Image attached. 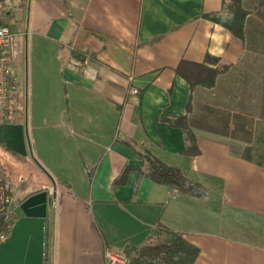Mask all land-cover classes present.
<instances>
[{
  "label": "crops",
  "instance_id": "0c3cea01",
  "mask_svg": "<svg viewBox=\"0 0 264 264\" xmlns=\"http://www.w3.org/2000/svg\"><path fill=\"white\" fill-rule=\"evenodd\" d=\"M228 1L12 0L21 108L0 125V172H25L5 174L15 202L59 190L45 264L174 236L198 248L193 264H264V164L245 156L264 129V0H241L242 38L205 16ZM145 148L206 196L134 170L121 182Z\"/></svg>",
  "mask_w": 264,
  "mask_h": 264
},
{
  "label": "trees",
  "instance_id": "16d2710c",
  "mask_svg": "<svg viewBox=\"0 0 264 264\" xmlns=\"http://www.w3.org/2000/svg\"><path fill=\"white\" fill-rule=\"evenodd\" d=\"M231 1L234 3L233 8L228 9V12L223 8V11L225 10V16L220 17L216 13L205 16L209 20L219 23L225 27L233 35L242 38V28L239 19L242 18V14L245 12L240 7L241 0ZM9 19L10 17L6 22L7 25L10 23ZM71 55L81 61H84L85 59L92 60L93 58L92 55L88 53L77 51H72ZM207 59L209 58L207 57ZM206 72L207 76L212 74V78H214L215 81L216 76L220 71L218 69H209ZM261 136L262 138L257 136V140L261 139V142L264 144L263 128L261 129ZM139 156L141 158V166L134 169H125L119 178V180L121 179V182L124 180L130 170H134L136 179L146 176L152 182L175 188L182 193H187L196 197L206 196V189L203 188L199 183L184 176L178 167L170 166L162 162L160 159L155 157L148 148H145L143 152L139 154ZM245 156L248 159H252L260 164H264V151L263 147L260 145H253L250 147ZM92 172V168L87 169L88 178L91 177ZM18 216L19 215H17L16 218H18ZM125 252L129 257L128 264H193L198 255V248L186 243L182 238L174 236L167 241H161L140 247L132 246L125 249Z\"/></svg>",
  "mask_w": 264,
  "mask_h": 264
},
{
  "label": "built area",
  "instance_id": "2783aa9c",
  "mask_svg": "<svg viewBox=\"0 0 264 264\" xmlns=\"http://www.w3.org/2000/svg\"><path fill=\"white\" fill-rule=\"evenodd\" d=\"M13 12L12 0H0V125L7 123L21 108L19 81L14 74L13 64L15 49L13 34L7 25V20ZM88 60L81 61L71 58L68 66L74 70L89 73ZM131 94H136V89H131ZM47 194V213L49 208L55 213L58 208L59 190L56 185L41 187ZM20 202H15L13 185L9 177L0 172V243L8 236L13 222L18 215L16 209ZM105 264H128L129 257L123 249L106 247L103 251Z\"/></svg>",
  "mask_w": 264,
  "mask_h": 264
},
{
  "label": "water",
  "instance_id": "95a60500",
  "mask_svg": "<svg viewBox=\"0 0 264 264\" xmlns=\"http://www.w3.org/2000/svg\"><path fill=\"white\" fill-rule=\"evenodd\" d=\"M46 194L38 189L19 203L21 215L0 243V264H45Z\"/></svg>",
  "mask_w": 264,
  "mask_h": 264
},
{
  "label": "rangeland",
  "instance_id": "374dc122",
  "mask_svg": "<svg viewBox=\"0 0 264 264\" xmlns=\"http://www.w3.org/2000/svg\"><path fill=\"white\" fill-rule=\"evenodd\" d=\"M228 1V0H227ZM229 4V6L227 7L226 6V8L225 9H231V8H233V6H234V3L231 1V4H230V1H228V3H227V5ZM226 10L227 12L229 11V10ZM219 16L221 17V16H225V10L224 11H222L221 12V14H219ZM20 87V86H19ZM20 99H21V96H20ZM260 141V139H258L257 141H256V146L257 145H259V142ZM263 146V145H262ZM9 165H11V163L9 162L8 163ZM7 163H5V164H3L4 166H6L7 167V165H8ZM5 174L6 175H8L9 177H11V178H17V176H19V173H22V175H24L25 174V172L23 171V170H21V172H18V171H11V170H9V169H7V168H5ZM48 212H49V214H51L52 213V209L51 208H49V210H48ZM16 213L17 214H19V215H21V211H20V209L18 208L17 210H16ZM52 214H54V213H52Z\"/></svg>",
  "mask_w": 264,
  "mask_h": 264
}]
</instances>
